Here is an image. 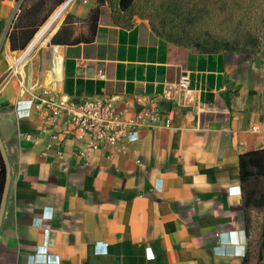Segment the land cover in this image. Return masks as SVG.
<instances>
[{"label": "crops", "instance_id": "1", "mask_svg": "<svg viewBox=\"0 0 264 264\" xmlns=\"http://www.w3.org/2000/svg\"><path fill=\"white\" fill-rule=\"evenodd\" d=\"M67 2L49 43L17 65L19 3L0 0V264H244L264 223V209L244 206L239 163L264 149L263 72L166 42L140 17L116 26L107 3L93 41L76 43L98 2ZM50 97L155 120L125 154L84 158L63 118H19Z\"/></svg>", "mask_w": 264, "mask_h": 264}, {"label": "trees", "instance_id": "2", "mask_svg": "<svg viewBox=\"0 0 264 264\" xmlns=\"http://www.w3.org/2000/svg\"><path fill=\"white\" fill-rule=\"evenodd\" d=\"M49 1L24 0L22 16H18L20 25L13 26L9 34L12 51H23L39 28L66 0H53L52 8L39 22L38 14ZM141 1L97 0L98 6L85 21L89 34L83 40L74 42L93 41L101 7L107 3L116 26L129 28L134 18L140 17L148 20L152 31L160 39L179 47L194 48L200 54L245 51L254 55L264 45V0H162L164 4L154 7L152 13L155 14L147 13V8H141ZM25 2L29 8L22 10ZM25 13L27 19L23 18ZM239 163L245 208L255 206L264 209V149L241 156ZM6 182L7 169L0 151V201ZM258 245L261 260L264 258V223ZM244 264H251L249 250Z\"/></svg>", "mask_w": 264, "mask_h": 264}, {"label": "built area", "instance_id": "3", "mask_svg": "<svg viewBox=\"0 0 264 264\" xmlns=\"http://www.w3.org/2000/svg\"><path fill=\"white\" fill-rule=\"evenodd\" d=\"M27 104L25 108L18 107L19 118L30 116L31 109L42 112L45 120L51 123L63 118L70 132L75 131L76 139L83 142L78 154L84 158L91 152L108 148L125 154L127 145L139 139L142 121L155 120L151 111L142 120L126 121L110 100L75 101L50 97L38 98L37 102L30 100Z\"/></svg>", "mask_w": 264, "mask_h": 264}, {"label": "rangeland", "instance_id": "4", "mask_svg": "<svg viewBox=\"0 0 264 264\" xmlns=\"http://www.w3.org/2000/svg\"><path fill=\"white\" fill-rule=\"evenodd\" d=\"M68 0H66L64 3H66ZM24 2V0H18V5H19V12H18V15H17V17L15 18V20L13 21V24H12V27L13 26H16V24H17V26H19L20 25V19L18 18V16H20L22 13H21V6H22V3ZM63 3V4H64ZM26 4V5H25ZM25 4H23V7H22V10H27L29 7H28V4L25 2ZM62 4V5H63ZM162 4H164V2H162V0H142L141 1V3H140V7L141 8H147L148 10H147V13H150V14H155V12L154 13H152V11L154 10V7H157V6H161ZM61 5V6H62ZM52 6H53V0H50L49 2H48V4L44 7V9L38 14V21L39 22H41L43 19H44V17L48 14V12H49V10L52 8ZM61 6H59V7H61ZM58 7V8H59ZM57 8V9H58ZM56 9V10H57ZM55 10V11H56ZM54 11V12H55ZM25 12V11H24ZM23 12V13H24ZM53 12V13H54ZM66 12H67V9H66V11L64 12V15L66 14ZM52 13V14H53ZM25 16H23V18H25V19H27V14L25 13L24 14ZM64 15H63V17H64ZM22 16V15H21ZM51 17V16H50ZM49 17V18H50ZM62 17V18H63ZM22 20V19H21ZM62 20V19H61ZM61 20H60V22H61ZM21 23H22V21H21ZM37 24H39V23H37ZM60 24V23H59ZM11 27V28H12ZM43 27V26H42ZM41 28V27H40ZM40 28H39V30H40ZM38 30V31H39ZM34 38V37H33ZM33 40V39H32ZM31 40V41H32ZM163 40V39H162ZM50 41V40H49ZM49 41H48V43H49ZM166 42H168V41H166ZM31 43V42H30ZM29 43V44H30ZM47 43V44H48ZM169 43H171V42H169ZM29 44H28V46H29ZM27 46V47H28ZM45 46V45H44ZM26 47V48H27ZM41 46H39V47H37V48H35L34 50H36V49H38V48H40ZM26 48L23 50V51H25L26 50ZM184 48V47H183ZM186 48V47H185ZM187 49H190V50H193V51H196V52H198L196 49H194V48H190V47H188ZM221 53H225V54H227V55H229V61L231 60V64H233V65H236V63H239V64H244V63H249V65L251 66V68L253 69V71L251 72V77H253V76H255V75H257V73H260V74H262V72H263V74H264V45H263V47L261 48V50H260V52L258 53V54H250V53H248V52H245V51H225V52H221ZM220 54V53H219ZM249 69V68H248ZM240 71L241 72H243V75H245V70H243V69H240ZM253 80H254V77H253ZM256 80V79H255ZM257 242V240L256 241H254V242H252L251 243V245H250V248H249V254H250V261H251V264H264V258H262L261 260H259V245H258V243H256Z\"/></svg>", "mask_w": 264, "mask_h": 264}, {"label": "bare ground", "instance_id": "5", "mask_svg": "<svg viewBox=\"0 0 264 264\" xmlns=\"http://www.w3.org/2000/svg\"><path fill=\"white\" fill-rule=\"evenodd\" d=\"M67 7L68 6H66V3H64L51 15V17L43 25V27H41L40 30L35 34L33 40L26 48L24 53L21 55V57L15 62L17 65L27 60L35 48L47 45L50 37L54 34L55 30L57 29Z\"/></svg>", "mask_w": 264, "mask_h": 264}, {"label": "water", "instance_id": "6", "mask_svg": "<svg viewBox=\"0 0 264 264\" xmlns=\"http://www.w3.org/2000/svg\"><path fill=\"white\" fill-rule=\"evenodd\" d=\"M69 5V2H66V6H68Z\"/></svg>", "mask_w": 264, "mask_h": 264}]
</instances>
